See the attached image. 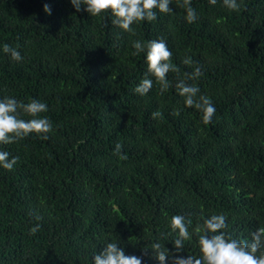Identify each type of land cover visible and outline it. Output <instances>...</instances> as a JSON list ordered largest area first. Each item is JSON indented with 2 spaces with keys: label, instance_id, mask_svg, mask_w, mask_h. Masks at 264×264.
Masks as SVG:
<instances>
[{
  "label": "trees",
  "instance_id": "trees-1",
  "mask_svg": "<svg viewBox=\"0 0 264 264\" xmlns=\"http://www.w3.org/2000/svg\"><path fill=\"white\" fill-rule=\"evenodd\" d=\"M191 4V24L183 0H172L171 14L128 33L70 0H0V45L22 55L12 61L0 47V98L44 101L52 122L46 139L0 145L18 157L0 168V264H92L118 237L126 254L157 240L175 254L174 214L202 225L223 213L224 231L240 240L264 226V0H242L238 11L222 0ZM160 38L179 71L167 74V90L153 78L140 96L145 53L133 55L132 41ZM197 67L201 76L187 80ZM180 78L211 98L209 124L177 94ZM181 254H199L196 234ZM144 261L157 264L150 250Z\"/></svg>",
  "mask_w": 264,
  "mask_h": 264
},
{
  "label": "clouds",
  "instance_id": "clouds-1",
  "mask_svg": "<svg viewBox=\"0 0 264 264\" xmlns=\"http://www.w3.org/2000/svg\"><path fill=\"white\" fill-rule=\"evenodd\" d=\"M172 0H70L73 7L80 11L84 10L92 17L110 15L111 23L124 32L133 33V25L143 21H154L157 12L171 14ZM242 0H222L223 6L230 11H238ZM215 5L217 0H209ZM185 9L184 20L191 24L198 19L191 0H183ZM45 12L51 13L48 5ZM2 51L8 54L12 61H21V52L7 43L0 45ZM135 50L133 55L145 53L144 62L146 72L144 77L133 89L140 96L147 95L153 87V78L160 85L162 91L170 86L168 73L178 72V67L172 63V52L165 39H153L142 43L140 40L132 41ZM184 64H191V57L183 60ZM187 80H195L201 76L199 67L192 73H186ZM177 94L183 99L186 107L195 108L201 113L204 124H209L216 107L211 98L202 94L196 84H189L186 79L180 78L175 83ZM48 105L36 98L28 102L16 99L14 96L5 95L0 98V145H7L17 140L28 137L30 134H41L47 138V133L52 130V122L46 115ZM27 115L29 118H23ZM153 118L161 113L155 111ZM122 145L117 142L114 153L121 159H127L121 152ZM18 160L17 156L0 149V168L12 170ZM175 238L171 241L175 254L158 240L146 247L141 255L126 254L120 238L105 240L98 251L94 252L92 264H145L144 257L149 255L157 264H264V226L257 227L250 233V239L240 240L229 236L226 228V216L223 213L212 214L203 219V223L193 225L191 219L182 214H174L167 224ZM39 224L34 225L30 231L35 233L39 230ZM191 229V230H190ZM193 234L197 235L199 254L182 255L185 252V242H190Z\"/></svg>",
  "mask_w": 264,
  "mask_h": 264
}]
</instances>
